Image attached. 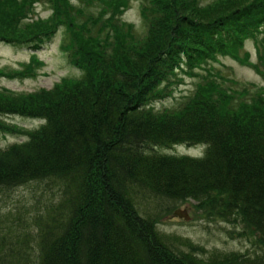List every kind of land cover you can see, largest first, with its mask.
<instances>
[{
    "label": "trees",
    "instance_id": "trees-1",
    "mask_svg": "<svg viewBox=\"0 0 264 264\" xmlns=\"http://www.w3.org/2000/svg\"><path fill=\"white\" fill-rule=\"evenodd\" d=\"M91 1L112 12L80 8L84 22L68 29L80 77L27 94L0 89V132L27 137L0 150V264H264V87L227 90L211 72L220 55L241 60L247 39L264 51V0H147L146 33L130 27L124 48L110 39L129 0ZM43 2L54 25L72 0H0V39L41 49L58 30L35 24ZM40 62L31 57L25 72ZM186 77L200 79L195 94L156 110ZM10 116L43 123L24 130ZM179 146L200 151L168 152ZM32 183L44 187L40 198L13 205ZM189 203L205 219L250 229L259 252L197 258L202 246L159 229Z\"/></svg>",
    "mask_w": 264,
    "mask_h": 264
},
{
    "label": "rangeland",
    "instance_id": "rangeland-1",
    "mask_svg": "<svg viewBox=\"0 0 264 264\" xmlns=\"http://www.w3.org/2000/svg\"><path fill=\"white\" fill-rule=\"evenodd\" d=\"M147 0H129V8L122 16L119 23V30L113 29V35L110 39V44L118 45L120 48L131 46L130 39L125 40L122 36H127V31L130 27L135 26L133 31L140 33L142 37L146 31H143V6ZM204 6L215 4L225 0H200ZM145 2V3H144ZM80 8H87V13L91 16H101L103 13H110L112 9L105 8L96 1L91 0H72L68 15L63 16L61 21L53 25L49 22L54 13V6L51 3L43 2L33 11L35 24L37 21L43 23L49 22L51 30L57 26L58 30L55 36L45 44L41 49H34L26 41L25 43H13L7 40L0 39V89H9L18 93H33L40 89L51 90L56 85L60 84L63 79H74L82 74L80 68L75 65L78 57L72 56V51L67 50L66 35L69 34L68 29L74 24L78 26L84 22ZM88 15V16H89ZM68 16L70 18H68ZM87 16V14L85 15ZM51 18L50 20H47ZM72 19V22L69 20ZM47 20V22H45ZM102 22V21H101ZM100 22V24H101ZM74 26V31L78 28ZM93 28L99 29L101 25L93 24ZM55 30V29H54ZM132 31V32H133ZM10 33L7 32L6 35ZM90 34V33H89ZM122 34V36H121ZM264 34L259 36L262 39ZM105 37V36H103ZM256 42V43H255ZM257 46V40L247 39L244 48L240 52V59L232 55H220L218 62L212 65L211 72L214 75V80L221 84L222 88L227 90H240L243 85L255 84L257 87H264V51L260 43ZM133 48V46L131 47ZM127 54L126 51L123 52ZM248 54V62H242L243 58ZM36 56L41 62L34 67L36 72L28 74L25 72V67L31 62V57ZM126 58V55L123 56ZM202 75L205 72L198 71ZM200 81L198 78L186 77V83L180 86L175 92L174 98H167L155 104L156 110L165 108H176L180 104L186 102L188 98L195 94L197 84ZM5 120L9 124H15L16 127H21L27 130H34L43 123L38 119H31L20 116L6 117ZM10 130L5 134L0 132V150L21 143L27 139L25 135H19ZM189 150L185 147H177L168 151L170 154L176 155H197L198 150ZM44 187L39 183L25 185L13 194V205H19L25 202L27 205L34 203L40 198L41 190ZM186 210L190 216L189 220L179 218L174 214L167 217L159 225V229L168 233L175 234L182 240L189 239L192 243L202 246L205 249L204 253H197V258L207 260L206 255H211L215 252L234 253L241 252L244 254L255 255L259 252L257 247V236L250 230L245 229L244 225H234L225 221L208 220L202 217L196 206L192 203L186 204L180 208ZM177 249L181 252H188L189 249L183 242H178Z\"/></svg>",
    "mask_w": 264,
    "mask_h": 264
},
{
    "label": "water",
    "instance_id": "water-1",
    "mask_svg": "<svg viewBox=\"0 0 264 264\" xmlns=\"http://www.w3.org/2000/svg\"><path fill=\"white\" fill-rule=\"evenodd\" d=\"M174 215L179 218H184L185 220H189L190 216L187 214L186 210L178 209L174 212Z\"/></svg>",
    "mask_w": 264,
    "mask_h": 264
}]
</instances>
